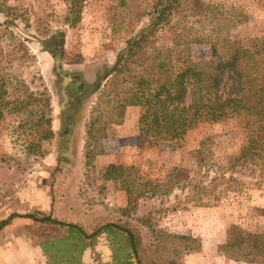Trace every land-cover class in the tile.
Wrapping results in <instances>:
<instances>
[{
    "label": "rangeland",
    "instance_id": "1",
    "mask_svg": "<svg viewBox=\"0 0 264 264\" xmlns=\"http://www.w3.org/2000/svg\"><path fill=\"white\" fill-rule=\"evenodd\" d=\"M14 7L0 12V68L23 79L34 91L46 87L51 99L54 136L41 142L42 155L27 154L19 116L0 121V221L11 213L42 211L66 222L93 227L117 222L138 228L148 257L158 264H244L218 250L236 223L252 231L264 230V179L243 167L233 172L237 183L226 180L227 158L239 151L245 128L238 118L203 122L178 140L143 139L138 119L141 109L127 107L121 124L107 127L102 152L85 164V128L103 77L118 52L149 23L150 0H85L80 21L71 26L66 0H2ZM238 13L232 37L255 47L264 36V0H205ZM15 40L5 33V23ZM62 35L58 68L54 63L56 35ZM168 42L170 32L160 30ZM6 34V35H5ZM34 55L24 63L17 42ZM195 60L209 57V43H192ZM70 77L64 102L62 77ZM82 96L77 103L75 96ZM197 150L199 152H197ZM109 163L134 166L141 180L165 183L155 195H144L135 210L122 213L127 193L121 179L104 181L100 169ZM182 171V174L174 172ZM223 175L224 177H222ZM204 186L205 192L200 191ZM201 202V204H198ZM59 232L27 217H16L0 229V264H48L42 236ZM112 250L105 233L87 247L80 264H110ZM255 264V263H251Z\"/></svg>",
    "mask_w": 264,
    "mask_h": 264
},
{
    "label": "trees",
    "instance_id": "2",
    "mask_svg": "<svg viewBox=\"0 0 264 264\" xmlns=\"http://www.w3.org/2000/svg\"><path fill=\"white\" fill-rule=\"evenodd\" d=\"M66 1L69 4L66 20L74 27L80 21L85 0ZM125 2L121 0L122 4ZM3 3L0 0V12L7 14L14 9ZM149 5V23L124 51L118 52L112 69L102 79L104 83L99 87L85 128L86 166L93 168V158L102 152L101 139L106 136L107 127L121 124L126 108L138 106L143 139L178 140L203 122L238 118L246 135L239 151L227 158L225 167L231 174L226 183H237L233 172L243 167L252 172L257 170L263 180L264 36L257 46L245 47L229 33L238 21L235 9L228 10L205 0H150ZM4 23L5 33L15 40L7 21ZM165 29L170 32L168 42L162 41L159 33ZM3 34L0 33V38ZM192 43H209V57L193 59L188 52ZM16 45L21 51V61L31 62L34 55L25 42L19 40ZM5 114L19 116V127L34 136L31 141L25 140V152L41 156V142L54 136L51 99L46 87L34 92L25 80L0 68V121ZM99 171L104 181H123L127 193V204L121 209L124 214L135 210L142 196L155 195L163 186L169 190L172 185V180L143 181L132 165L109 163ZM205 188L201 186L200 191L205 192ZM259 211L264 214V208ZM16 217H27L59 231L53 235L40 234L48 264H80L83 251L95 245L103 233L109 236L110 264H158L148 257L138 228L129 223L106 222L88 231L78 223L34 211L11 213L0 221V229ZM218 250L235 261L264 264V230L252 231L231 223L227 239Z\"/></svg>",
    "mask_w": 264,
    "mask_h": 264
},
{
    "label": "water",
    "instance_id": "3",
    "mask_svg": "<svg viewBox=\"0 0 264 264\" xmlns=\"http://www.w3.org/2000/svg\"><path fill=\"white\" fill-rule=\"evenodd\" d=\"M55 42L56 43H55V49H54V63H55V66L58 68L60 58H61V52H62V35H61V33H58L56 35ZM70 79H71L70 77L63 76L62 81L60 82V86H61L60 87V93H61V96H62L64 102L68 101V95L66 92V87H67V84L69 83ZM81 97L82 96L75 97L73 102L77 103Z\"/></svg>",
    "mask_w": 264,
    "mask_h": 264
},
{
    "label": "crops",
    "instance_id": "4",
    "mask_svg": "<svg viewBox=\"0 0 264 264\" xmlns=\"http://www.w3.org/2000/svg\"><path fill=\"white\" fill-rule=\"evenodd\" d=\"M190 259H191V258H189V259L186 260V264L189 263V260H190ZM244 264H251V263H244Z\"/></svg>",
    "mask_w": 264,
    "mask_h": 264
},
{
    "label": "flooded vegetation",
    "instance_id": "5",
    "mask_svg": "<svg viewBox=\"0 0 264 264\" xmlns=\"http://www.w3.org/2000/svg\"><path fill=\"white\" fill-rule=\"evenodd\" d=\"M78 96H80V95H78ZM75 97H77V96H75Z\"/></svg>",
    "mask_w": 264,
    "mask_h": 264
}]
</instances>
